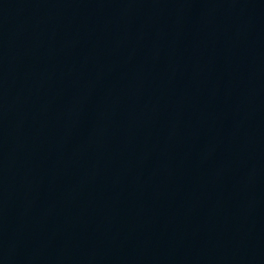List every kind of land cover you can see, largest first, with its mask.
I'll return each instance as SVG.
<instances>
[{
  "label": "water",
  "instance_id": "95a60500",
  "mask_svg": "<svg viewBox=\"0 0 264 264\" xmlns=\"http://www.w3.org/2000/svg\"><path fill=\"white\" fill-rule=\"evenodd\" d=\"M0 264H264V0H0Z\"/></svg>",
  "mask_w": 264,
  "mask_h": 264
}]
</instances>
